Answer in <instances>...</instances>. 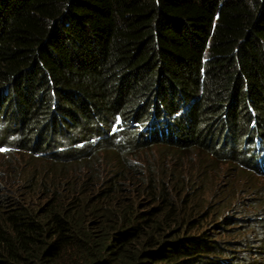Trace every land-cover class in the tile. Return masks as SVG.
I'll return each instance as SVG.
<instances>
[{"label":"trees","instance_id":"16d2710c","mask_svg":"<svg viewBox=\"0 0 264 264\" xmlns=\"http://www.w3.org/2000/svg\"><path fill=\"white\" fill-rule=\"evenodd\" d=\"M0 133V264H264V190L201 215L130 161L264 177V0H0Z\"/></svg>","mask_w":264,"mask_h":264},{"label":"rangeland","instance_id":"374dc122","mask_svg":"<svg viewBox=\"0 0 264 264\" xmlns=\"http://www.w3.org/2000/svg\"><path fill=\"white\" fill-rule=\"evenodd\" d=\"M121 133L119 132L118 137H122ZM2 137L0 133V185L19 180L25 172L23 165L26 161V157L13 151L8 146V140H3ZM80 148L77 146L75 149ZM130 161L132 165L137 166L139 172L153 178L166 175L182 177L189 186L185 194L192 195L186 209L196 206L201 215L213 205V194L226 196L232 203H239L255 199L252 188L264 190V177L258 179L255 176L243 175L236 169L227 170V166L210 164L197 154L178 157L153 149L137 153ZM194 186L195 190L199 189L195 196L194 192L191 193V187ZM210 221H206L205 226Z\"/></svg>","mask_w":264,"mask_h":264}]
</instances>
